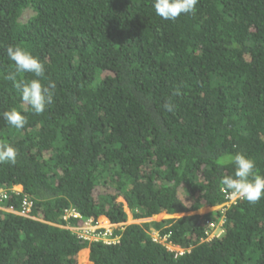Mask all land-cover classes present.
Instances as JSON below:
<instances>
[{"label": "trees", "instance_id": "trees-1", "mask_svg": "<svg viewBox=\"0 0 264 264\" xmlns=\"http://www.w3.org/2000/svg\"><path fill=\"white\" fill-rule=\"evenodd\" d=\"M152 3L0 0V113L27 118L17 130L0 116V141L17 150L15 164H0L13 210L0 208V264H77L82 249L92 264H264V198L227 205L221 179L234 169L220 162L239 152L264 176V0H199L173 21ZM8 45L30 51L42 83L56 84L42 114L5 79ZM23 195L34 219L17 213ZM70 205L116 223L125 208L133 219L186 215L127 224L106 245L64 227ZM204 206L215 209L191 214ZM219 218L223 236L203 241L205 222ZM146 230L190 249L174 258Z\"/></svg>", "mask_w": 264, "mask_h": 264}, {"label": "clouds", "instance_id": "clouds-1", "mask_svg": "<svg viewBox=\"0 0 264 264\" xmlns=\"http://www.w3.org/2000/svg\"><path fill=\"white\" fill-rule=\"evenodd\" d=\"M198 2L199 0H153L152 7L159 17L164 20L173 21L177 19L181 14H193ZM5 52L8 59L13 63L14 66V71L8 73L5 76V79L13 81L14 87L17 89L23 104L26 105L27 108H30L31 111L35 114H42L45 111L46 107L53 103L54 90L56 88L55 82L48 81L47 84L42 83V80L45 78V66L27 49L17 45H8L5 48ZM19 73H30L35 78L29 81H18L17 74ZM175 94L179 95V92L177 91ZM164 108L166 111L172 112L174 106L171 103H167L164 105ZM0 116H2L10 126L17 130L24 129L25 125L27 124L26 116L22 115L21 112L16 108L6 110L3 113H0ZM16 157L17 150L9 143L0 141V164H15ZM220 162L228 163L233 166V174L223 176L221 179V183L224 185L225 189L229 190L234 197L246 200L250 204L257 203L262 198H264V176L257 174L256 163L253 159L237 152L235 154L228 155L224 160H221ZM17 188L21 189L20 186H17ZM68 208L73 209L74 212L77 213V216H71L65 219V210H63L61 218L63 221L68 222V224L64 227L72 234H74L78 239H81L83 241L101 242L106 245L118 244L121 241V232L123 231L124 226L127 224H131L127 223L126 220L117 223L111 222L104 215L85 216L73 205H70ZM211 208L212 207H210V209ZM88 220H91L93 225L99 226V230L104 231L106 229H110L111 233L109 235V239L115 240V242L107 243L102 239H85L79 237L77 235L78 228L83 226V224ZM70 221L75 222L76 224L70 225ZM151 232L152 231L146 230V234L152 241ZM224 232L225 228L223 233L219 237L214 238L220 239L223 236ZM155 243L162 245L158 242ZM163 247L166 248L164 245ZM167 250L170 251L169 249ZM170 252L172 253V256L174 258H177L174 256L173 251Z\"/></svg>", "mask_w": 264, "mask_h": 264}, {"label": "built area", "instance_id": "built-area-1", "mask_svg": "<svg viewBox=\"0 0 264 264\" xmlns=\"http://www.w3.org/2000/svg\"><path fill=\"white\" fill-rule=\"evenodd\" d=\"M13 189L16 192L21 193V189L18 188L17 189L13 188ZM6 191L7 190H3L2 188H0V208L5 209L7 212H9V211H13L12 208L11 207L6 208L5 205L3 204L9 197L7 196ZM223 192H225L224 197L226 199L225 201L227 205L231 204L237 199L231 193H227L226 191ZM32 212H33V201L28 196L23 195L22 207L17 211V213L26 218H33ZM71 216L75 217L77 216V213H75L74 210L71 208L65 209L64 218L66 219ZM223 223L224 220L221 218L217 221L214 220L206 221L203 227L204 237L202 240H211L214 237H219L224 231ZM110 233H111L110 229H106L104 231L99 230V226L93 225L91 220H88L83 224V226L78 228L77 235L85 239H102L107 243L115 242V240L109 239ZM170 235H171L170 231L164 234H160L157 231H152L151 239L154 242H158L164 245L170 251H173L175 257L181 256L183 255L184 252L189 251V248H181L175 246L174 242L170 239Z\"/></svg>", "mask_w": 264, "mask_h": 264}, {"label": "rangeland", "instance_id": "rangeland-1", "mask_svg": "<svg viewBox=\"0 0 264 264\" xmlns=\"http://www.w3.org/2000/svg\"><path fill=\"white\" fill-rule=\"evenodd\" d=\"M34 14V11L32 8L28 7L26 8L21 16H20V21L21 22H25L31 15ZM118 201H123L122 198L118 197L117 198ZM215 208H211L210 207H201L200 209H198L196 212H192L191 214H194V213H198V214H203L207 211H211V210H214ZM126 212H127V219H126V222L127 223H139V222H142V221H150V220H154V221H160L162 219H165V218H170V217H181V216H184L186 215L185 213H180V214H167V213H159L157 215H154L148 219H133L132 216H131V213L129 212V210L127 208H125ZM187 214H190V213H187ZM158 232V231H157ZM88 250L87 249H83V250H80L78 253H77V256H76V262L77 264H85L86 263V260L89 262L88 264H92V262L89 260L88 258Z\"/></svg>", "mask_w": 264, "mask_h": 264}, {"label": "crops", "instance_id": "crops-1", "mask_svg": "<svg viewBox=\"0 0 264 264\" xmlns=\"http://www.w3.org/2000/svg\"><path fill=\"white\" fill-rule=\"evenodd\" d=\"M19 188V187H18Z\"/></svg>", "mask_w": 264, "mask_h": 264}]
</instances>
